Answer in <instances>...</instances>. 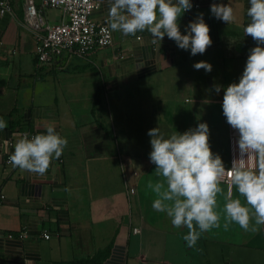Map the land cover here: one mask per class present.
Returning a JSON list of instances; mask_svg holds the SVG:
<instances>
[{"label": "crops", "instance_id": "1", "mask_svg": "<svg viewBox=\"0 0 264 264\" xmlns=\"http://www.w3.org/2000/svg\"><path fill=\"white\" fill-rule=\"evenodd\" d=\"M32 1L39 9L41 0ZM96 1L98 7L91 18L109 27L110 0ZM8 2L12 15L0 16V118L8 125L0 132V264L263 261L264 225H255L253 220L250 229L255 226V232L230 222L224 227L225 204L237 198L245 203L232 183L219 185L216 211L220 226L201 233L192 248L183 239L188 229L174 228L164 212L153 209L157 194L148 184L162 182L163 177L156 174L149 157L137 154L142 145L136 139L147 135L148 129L134 127L138 114L130 108L148 110V128L159 123L163 135L164 118L157 107L186 132L198 123L190 124L182 108L173 112V105L193 101L191 119L202 118L207 124L209 110L203 105L210 98L194 83V79L205 78V70H195L193 65L206 57L213 63V57L225 52L247 60L257 46L244 34L250 22L249 0H190L193 7L182 13L178 24L181 34H186L187 25L203 13L212 41L203 54L192 56L190 49H179L166 35L158 46L151 43L147 31L126 37L110 29V47L96 48L83 56L64 54L51 63L37 65L36 42L22 24L25 0ZM213 3L232 7L235 21L226 24L213 17ZM43 15L53 24L61 11L47 9ZM164 104L170 106L164 109ZM50 122L68 143L44 175L5 163L20 133L46 134ZM226 137L227 153L208 140L225 170L234 161L240 163L228 130ZM253 155L252 162L245 156L243 164L258 172L264 160L256 152ZM44 233L47 239L42 237Z\"/></svg>", "mask_w": 264, "mask_h": 264}, {"label": "clouds", "instance_id": "2", "mask_svg": "<svg viewBox=\"0 0 264 264\" xmlns=\"http://www.w3.org/2000/svg\"><path fill=\"white\" fill-rule=\"evenodd\" d=\"M249 5L250 22L244 27V34L252 37L257 46L250 50L239 82L227 86L222 99L226 122L239 133L242 157L239 165L234 161L232 167L225 170L220 156L210 149L206 123L183 134L175 132L168 138L158 128L147 133L152 149L149 159L156 166V174L163 177L162 182L148 184L157 194L152 207L164 212L174 228L188 229L183 239L189 248L196 245L201 233L220 226L216 197L221 192L219 185L225 174L245 203L237 198L225 204L227 222L224 227L230 222L246 232H255V226L250 229L253 220L255 225H264V163L259 165L258 172L247 170L243 164V155L249 150L264 160V47H261L264 45V0H249ZM192 7L190 0H110L109 27L126 37L147 31L151 43L158 46L166 35L179 49H190L195 56L205 53L212 41L203 13L187 25L186 34H181L178 20ZM210 13L226 24L236 19L233 8L222 3L210 5ZM193 68L212 71V66L205 61L195 63ZM215 90L219 92L220 87L216 86ZM7 126L0 118V132ZM45 132L31 137L24 133L17 140L9 157L14 167L44 175L52 159L62 155L67 139L56 132L54 122L48 124Z\"/></svg>", "mask_w": 264, "mask_h": 264}, {"label": "built area", "instance_id": "3", "mask_svg": "<svg viewBox=\"0 0 264 264\" xmlns=\"http://www.w3.org/2000/svg\"><path fill=\"white\" fill-rule=\"evenodd\" d=\"M97 7L96 0H41L39 9H37L32 0H25L22 24L32 34L36 42L35 54L39 62L49 63L64 54L83 56L93 49L112 46L110 28L106 24L94 22L91 18ZM47 9L61 11V17L56 23H49L43 15ZM5 14L12 15L10 4L8 0H0V16ZM227 127L230 143L236 148L241 159L238 146L239 133L228 124ZM24 133H27L29 137L35 135L22 132L19 134V138ZM253 152L249 150L245 153L243 160L247 156L249 162H252L254 160ZM9 157L5 160L6 164H11ZM221 183L231 184V178L225 174ZM42 237L47 239L48 235L44 233Z\"/></svg>", "mask_w": 264, "mask_h": 264}, {"label": "rangeland", "instance_id": "4", "mask_svg": "<svg viewBox=\"0 0 264 264\" xmlns=\"http://www.w3.org/2000/svg\"><path fill=\"white\" fill-rule=\"evenodd\" d=\"M31 34V33H30ZM32 35V34H31ZM205 62H209V57L204 58ZM212 60L215 62L210 63L212 66V71L211 72H204V77L202 78V81L194 79V83L198 85L199 87H203L206 92L208 93V98H210L207 103H204V107L208 108L209 114L207 115L208 117L206 118L207 121V126L209 128V141L214 142L217 147H219L221 150L223 149L224 152H228V142H227V122L226 118L224 117L222 113V99L224 95V89L226 86H229L230 84L233 83H238L240 77L242 76L243 70L246 65V60L237 58L235 56H232L231 54L229 55L228 53H224V55H219L215 56L212 58ZM191 74V72H190ZM189 74V75H190ZM193 74V73H192ZM199 76V75H198ZM216 86L220 87V91L217 92ZM190 99H194L193 97L189 96ZM191 100V101H192ZM164 109L169 107L170 105L164 104ZM194 106L193 101L190 102L189 104H176L173 105V112H177L178 108H182L185 115V119L187 116L190 117V121H188L190 124L193 122L194 124L198 123H204L202 118L196 119V121L191 119L190 115V109H192ZM140 107V106H139ZM131 110L137 112L138 117L137 120L135 121L134 127H138L139 129H148L150 130L149 127V119H148V110L145 108L140 107L138 110L134 109L133 107H130ZM159 110V113L161 116L164 118L162 124L164 131V137L168 138L172 135L173 133H178L182 134L181 131L185 132V129H180L179 123L177 126L175 125L174 121L171 120V117L167 115V112H163L162 107H157ZM189 111V112H188ZM175 117V116H173ZM178 121V119H177ZM176 121V123H177ZM183 123L185 121L183 120ZM188 124V123H187ZM189 126V124H188ZM154 128H160V124L156 123V127ZM148 133V132H147ZM151 137L148 135L142 136L138 139V143L142 145V147H137L138 151L137 154H140L142 157H149L150 152L152 151L151 145L149 143ZM147 186V185H146ZM146 192V191H145ZM260 257L263 258V261L261 259L255 260L254 264H264V254L261 253ZM237 261H239L237 259ZM236 261V262H237Z\"/></svg>", "mask_w": 264, "mask_h": 264}, {"label": "trees", "instance_id": "5", "mask_svg": "<svg viewBox=\"0 0 264 264\" xmlns=\"http://www.w3.org/2000/svg\"><path fill=\"white\" fill-rule=\"evenodd\" d=\"M22 20H23V17H22ZM35 61H36V65H37V63L38 64H47V63H40L38 60V57L36 55H35ZM49 63H51V62H49Z\"/></svg>", "mask_w": 264, "mask_h": 264}]
</instances>
